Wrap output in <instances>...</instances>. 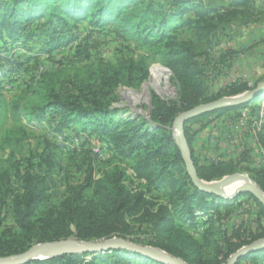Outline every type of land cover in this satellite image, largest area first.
<instances>
[{
  "label": "trees",
  "instance_id": "obj_1",
  "mask_svg": "<svg viewBox=\"0 0 264 264\" xmlns=\"http://www.w3.org/2000/svg\"><path fill=\"white\" fill-rule=\"evenodd\" d=\"M261 13L253 6L252 0H230L221 6L204 5L200 0L0 2V41L4 44L13 46L20 42V46L25 47L27 41L34 40L42 43L38 49L40 52H37L40 54L52 53L74 42L77 49L75 59L87 61L90 58L88 36L81 37L78 30L80 24L86 23L93 32L112 30L119 41L130 40L149 50L153 58H159L170 69L178 86L175 101L166 103L154 94L151 96L148 121L141 115L125 117L119 113L120 108L114 106L119 99L118 87L136 90L149 73L145 82L149 91L153 89L158 95L174 96L171 73L162 67L149 72L145 58H120L115 64L102 61L85 64L73 72L72 78L60 70L42 72L33 78L24 94L12 105L18 119L38 124L49 115L55 117L62 128L80 129L97 136L117 153L119 159L131 157V167L137 177L145 181L144 187L164 190L166 199L157 204L144 192L131 189L125 183V171L116 166L108 168L96 180L88 175L83 186L65 191L67 193L56 204L49 201L45 180L33 165L15 170L17 190L9 186L11 171L1 167L0 209L11 204L15 229L5 228L0 218V257L18 255L33 245L67 238L79 241H102L113 237L127 239L131 234L128 220L136 218L146 224L151 235L148 239L137 240V244L162 250L187 264H225L241 247L228 242L223 250L213 240V229L219 208L230 206V202L238 198L224 200L201 192L191 183L170 128L179 113L221 97L205 101L202 72L197 62L202 55L199 54L200 47L208 45L220 30L234 27L247 32L261 21V16L256 18ZM187 32L189 37L184 38ZM64 84L70 85L72 90L63 91ZM246 90V86H241L223 96H236ZM263 95L264 91L243 107L254 108L257 99ZM3 103L0 93V106ZM262 103L264 105V99ZM226 111L229 109L216 112ZM184 131L190 148L186 124ZM258 139L264 147V122L260 124ZM48 159L44 158L43 163ZM192 160L198 177L210 181L208 170L215 167L198 166L193 154ZM233 171L234 168L228 166L223 173ZM263 173L262 170L257 172L259 177L255 178V183L264 192ZM248 196L264 213L260 202ZM196 208L209 215L205 221L208 227L199 237L192 235L198 231L195 218L202 216L194 212ZM254 241L256 239L251 242ZM263 253L264 248L252 251L241 256L235 264L243 261L264 264ZM258 256L261 257L256 258ZM25 264L164 263L138 253L114 249L32 260Z\"/></svg>",
  "mask_w": 264,
  "mask_h": 264
},
{
  "label": "rangeland",
  "instance_id": "obj_2",
  "mask_svg": "<svg viewBox=\"0 0 264 264\" xmlns=\"http://www.w3.org/2000/svg\"><path fill=\"white\" fill-rule=\"evenodd\" d=\"M200 1L211 6L230 2ZM252 3L262 12L256 15V18L261 16V21L255 27L243 33L234 27L220 30L208 45L200 47L199 54L202 55L197 58V62L202 72L205 101L219 96L227 97L223 95L241 86H246V91L252 90L264 80V0H252ZM78 30L81 37L88 36L90 58L87 61L75 59L77 49L74 42L52 53L38 54L42 43L34 40L27 41L25 47L20 46V42L11 46L0 41V93L4 99L0 111V168L11 171L9 186L12 190H17V180L13 175L15 170H23L27 164L33 165L34 170L45 180L44 188L49 201L57 204L67 193L65 191L83 186L88 175L96 180L108 168L117 166L125 171V183L131 189L144 192L149 200L157 204L164 203L165 191L146 189L145 181L139 179L131 167V157L126 160L119 159L117 153L110 150L97 136L89 135V132H82L80 129L62 128L58 126V120L49 115V119L44 118L38 124L27 123L22 118L18 119L16 109L12 107L27 90L30 81L42 72L60 70L72 78L73 72L85 64L98 61L115 64L120 58L130 57L136 60L145 58L149 64V72L161 67L169 71L174 96L156 95L153 89L149 91L145 86L149 73L136 90L128 87L117 88L119 99L114 106L120 108V114L133 118L141 115L150 121L151 99L149 102L147 99L137 100L125 95L127 91L142 94L143 86L147 89L144 97L148 94L152 98L154 94L166 103L177 99L178 86L172 72L159 58H153L149 50L130 40L119 41L112 30L93 32L86 23L80 24ZM183 36L187 38L189 33H184ZM10 48L12 49L9 50ZM62 90L72 89L70 85L64 84ZM263 99L264 97L258 98L254 108L241 105L228 108L229 111L226 112L218 113L216 110L186 123L194 160L198 166L215 167L214 170H208L210 181L205 182H214L234 173L246 174L255 182V178L259 177L257 172H264V147L258 139L260 124L264 122ZM46 157L49 161L43 163L42 160ZM228 166H232L234 171L231 174L223 173ZM236 197L238 199L230 202V206L219 208L217 223L213 229V240L219 243L223 250L228 242L246 248L264 239V213L248 194L239 193ZM194 212L202 216L195 218L198 228L196 234H192L193 230L189 232H192L194 237H199L208 227L205 221L209 215H204L203 210L199 208ZM0 218L5 228L15 229L10 203L0 209ZM132 219L128 220L131 234L126 240L136 243L137 240L150 238L146 224L138 222L136 218ZM254 239L256 241L251 242ZM240 264L254 263L243 261Z\"/></svg>",
  "mask_w": 264,
  "mask_h": 264
},
{
  "label": "water",
  "instance_id": "obj_3",
  "mask_svg": "<svg viewBox=\"0 0 264 264\" xmlns=\"http://www.w3.org/2000/svg\"><path fill=\"white\" fill-rule=\"evenodd\" d=\"M143 90V89H142ZM264 91V80L258 83L254 89L248 90L241 95L221 97L214 101L202 103L193 108L179 113L173 120L170 128L172 137L176 147L180 152L181 159L184 163L185 171L191 183L201 192L211 194L217 197H222L224 200H229L236 197L239 193H246L252 195L264 207V192L257 186V184L246 174L234 173L214 182H205L201 180L198 175L192 154L188 146L184 126L194 118L200 117L204 114L214 112L223 108H235L254 100ZM128 92V91H127ZM156 95H158L155 92ZM150 96L147 94V101L150 102ZM141 100V99H140ZM137 115V114H136ZM136 117V116H134ZM243 181L244 187L239 189L233 196L225 197L220 194L221 189L227 184L235 181ZM264 248V239L258 240L246 248H241L232 254L225 264H235L236 261L250 252ZM127 250L130 252L141 254L145 257L157 260L164 264H187L178 257L171 256L162 250L152 247L129 242L123 238H110L102 241H79L75 238H67L65 240L40 243L31 246L25 252L18 255H11L0 257V264H25L32 260L42 257L43 260L72 254L81 253H98L109 250Z\"/></svg>",
  "mask_w": 264,
  "mask_h": 264
},
{
  "label": "bare ground",
  "instance_id": "obj_4",
  "mask_svg": "<svg viewBox=\"0 0 264 264\" xmlns=\"http://www.w3.org/2000/svg\"><path fill=\"white\" fill-rule=\"evenodd\" d=\"M142 88H143L142 94H138L137 92H134V91L133 92L128 91V92H125L126 93L125 95H128L132 99H137V100L145 99L146 100L147 96L144 97V94L147 91V89L145 88V86H143ZM243 187H244L243 181L235 180V181L227 184L226 186H224L221 189L220 194L222 196H225V197H229L231 195L233 196V194H235V192L237 190L242 189ZM37 260H43V259H42V257H39V258H37Z\"/></svg>",
  "mask_w": 264,
  "mask_h": 264
},
{
  "label": "crops",
  "instance_id": "obj_5",
  "mask_svg": "<svg viewBox=\"0 0 264 264\" xmlns=\"http://www.w3.org/2000/svg\"><path fill=\"white\" fill-rule=\"evenodd\" d=\"M242 32V31H241ZM243 33V32H242Z\"/></svg>",
  "mask_w": 264,
  "mask_h": 264
}]
</instances>
